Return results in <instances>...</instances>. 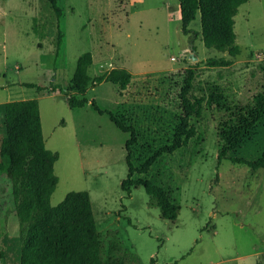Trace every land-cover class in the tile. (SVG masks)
Returning a JSON list of instances; mask_svg holds the SVG:
<instances>
[{
    "label": "rangeland",
    "instance_id": "rangeland-1",
    "mask_svg": "<svg viewBox=\"0 0 264 264\" xmlns=\"http://www.w3.org/2000/svg\"><path fill=\"white\" fill-rule=\"evenodd\" d=\"M57 5L58 20L45 0L0 1V104L37 100L44 146L57 154L50 205L70 191L89 194L102 264H264V168L235 162L264 153V119L256 134L217 159L225 109L252 107L264 84V0L238 7L234 32L240 52L228 67L207 64L230 57L203 45L199 12L188 25L190 33H182L177 0H57ZM57 25L63 38L55 57ZM87 51L91 77L125 68L131 81L121 96L108 82L92 83L83 95L88 103L71 108L61 90ZM188 67L193 70L189 98L195 101L191 120L201 133L193 143L201 151L190 166L189 149L166 156L180 192L178 214L166 220L143 187H132L129 195L121 190L128 135L90 102L135 126V157L147 156L172 139L175 84L181 82L178 72ZM211 84L221 90L224 108L206 103ZM198 98L204 99L200 107ZM2 135L0 112V140ZM9 193L1 203L0 264H16L19 244Z\"/></svg>",
    "mask_w": 264,
    "mask_h": 264
},
{
    "label": "trees",
    "instance_id": "trees-1",
    "mask_svg": "<svg viewBox=\"0 0 264 264\" xmlns=\"http://www.w3.org/2000/svg\"><path fill=\"white\" fill-rule=\"evenodd\" d=\"M2 1V0H0ZM53 9L57 20L61 9L57 0H45ZM180 12L181 31L188 35V25L196 14H200L201 39L206 48L226 52L230 58L208 60L210 66L228 67L239 52L235 43L234 16L238 7L248 0H177ZM194 32L193 38H196ZM63 34L57 25L54 56L61 48ZM190 44L192 45V39ZM90 52H84L76 60L71 83L61 91L67 97L71 108L83 107L88 99L83 95L92 83L108 82L117 88L121 96L131 81V73L125 68H111L101 75L91 77ZM264 70V67H263ZM179 85L175 84L177 124L169 143L149 152V155L135 157L138 145V131L127 123L123 115L108 109H101L94 100L90 106L97 114H106L109 121L128 137L125 140L126 177L120 188L127 195L131 188L141 186L153 199L160 216L174 220L178 214L179 187L175 184L167 155L178 150L189 149L191 157L188 166L200 151L201 133L192 123L194 102L189 98L192 88L193 70L188 67L178 72ZM31 86V85H29ZM206 103L224 108L223 94L218 86L208 85ZM54 90V89H53ZM75 94L82 95L77 99ZM200 107L204 99L198 98ZM252 107L225 110L228 117L218 123L219 138L218 162L227 158L250 136L256 134L260 120L264 119V84L252 100ZM3 135L0 140V220L1 203L9 189L12 200V214L19 222V244L15 248L16 264H102L100 240L94 220L89 194L86 191H70L55 206L49 203L50 196L58 182L53 173L57 154L45 148L37 100L25 99L0 104ZM252 170L264 168V153L253 161L236 159ZM7 182V184H6ZM9 186V188H8Z\"/></svg>",
    "mask_w": 264,
    "mask_h": 264
},
{
    "label": "water",
    "instance_id": "water-1",
    "mask_svg": "<svg viewBox=\"0 0 264 264\" xmlns=\"http://www.w3.org/2000/svg\"><path fill=\"white\" fill-rule=\"evenodd\" d=\"M191 59L194 60V61H196L197 60V57L194 54H192Z\"/></svg>",
    "mask_w": 264,
    "mask_h": 264
}]
</instances>
